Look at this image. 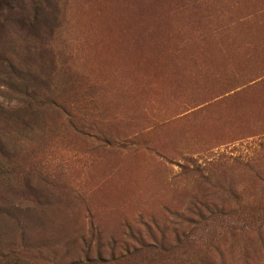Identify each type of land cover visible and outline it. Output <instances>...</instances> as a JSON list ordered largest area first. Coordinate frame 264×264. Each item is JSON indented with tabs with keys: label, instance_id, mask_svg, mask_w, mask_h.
Here are the masks:
<instances>
[{
	"label": "rangeland",
	"instance_id": "obj_1",
	"mask_svg": "<svg viewBox=\"0 0 264 264\" xmlns=\"http://www.w3.org/2000/svg\"><path fill=\"white\" fill-rule=\"evenodd\" d=\"M0 264H264V0H0Z\"/></svg>",
	"mask_w": 264,
	"mask_h": 264
}]
</instances>
